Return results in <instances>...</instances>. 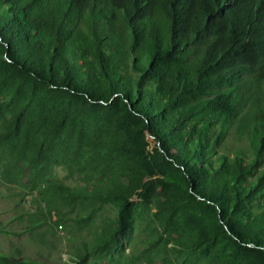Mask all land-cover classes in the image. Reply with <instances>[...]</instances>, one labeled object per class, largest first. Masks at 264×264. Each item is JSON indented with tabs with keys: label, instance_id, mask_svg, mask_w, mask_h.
<instances>
[{
	"label": "trees",
	"instance_id": "16d2710c",
	"mask_svg": "<svg viewBox=\"0 0 264 264\" xmlns=\"http://www.w3.org/2000/svg\"><path fill=\"white\" fill-rule=\"evenodd\" d=\"M54 165L85 184L42 188L55 226L115 209L92 252L160 186L159 264H264V0H0V181L27 194Z\"/></svg>",
	"mask_w": 264,
	"mask_h": 264
},
{
	"label": "rangeland",
	"instance_id": "374dc122",
	"mask_svg": "<svg viewBox=\"0 0 264 264\" xmlns=\"http://www.w3.org/2000/svg\"><path fill=\"white\" fill-rule=\"evenodd\" d=\"M150 146L152 141L148 140ZM78 173L68 174L61 165H54L51 174L31 192L24 194L13 184L0 181V253L13 256L23 255L30 259L47 260L51 264H66L71 262V254L84 252L83 243L89 251L93 248L96 235L103 222L108 217L115 219V209L109 204H98L99 208L93 221L84 228L77 229L72 221L66 220L55 226L56 214L48 213L49 206L43 200L42 188L51 182H61L72 189H81L85 186ZM169 194L160 186H155L145 201L134 197V209L131 228L120 236L109 248L102 251L90 252L87 259L81 264H159L156 253L162 254L166 246L160 244L157 250L147 252L148 245L157 239L159 230L152 213L156 210L157 202L164 201ZM39 210H41L39 212ZM37 213V217L33 216ZM70 214L65 215L67 217ZM45 218L46 224L41 228L35 227L30 231V220ZM35 218V219H33ZM31 220V222H32ZM170 258L181 263L178 255L170 253ZM166 257V255H165ZM187 262L197 264L206 263L202 256L183 257ZM239 264H242L239 262Z\"/></svg>",
	"mask_w": 264,
	"mask_h": 264
},
{
	"label": "built area",
	"instance_id": "2783aa9c",
	"mask_svg": "<svg viewBox=\"0 0 264 264\" xmlns=\"http://www.w3.org/2000/svg\"><path fill=\"white\" fill-rule=\"evenodd\" d=\"M61 227V225H59V228Z\"/></svg>",
	"mask_w": 264,
	"mask_h": 264
}]
</instances>
